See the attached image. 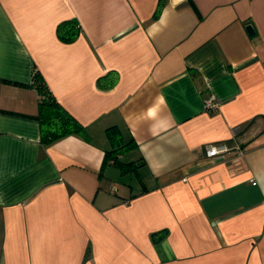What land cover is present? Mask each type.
Segmentation results:
<instances>
[{
	"label": "crops",
	"instance_id": "obj_1",
	"mask_svg": "<svg viewBox=\"0 0 264 264\" xmlns=\"http://www.w3.org/2000/svg\"><path fill=\"white\" fill-rule=\"evenodd\" d=\"M0 264H264V0H0Z\"/></svg>",
	"mask_w": 264,
	"mask_h": 264
},
{
	"label": "trees",
	"instance_id": "obj_2",
	"mask_svg": "<svg viewBox=\"0 0 264 264\" xmlns=\"http://www.w3.org/2000/svg\"><path fill=\"white\" fill-rule=\"evenodd\" d=\"M77 31L78 26L76 22L65 21L58 25L57 35L61 41L71 42L75 38ZM103 78L101 80H104ZM33 80L40 94L36 119L40 125L41 141L45 144H51L71 135L86 140L87 133L85 128L54 99L38 72H35ZM113 84L114 80L110 79L107 85H103V88H110ZM106 135L112 148L105 153L103 165L109 163L110 165L119 167L124 172H128L129 170L125 169V167L133 163L123 164L118 160V156L129 147V143L124 144L120 137V132L114 127L106 129ZM158 235H154V240H157Z\"/></svg>",
	"mask_w": 264,
	"mask_h": 264
},
{
	"label": "built area",
	"instance_id": "obj_3",
	"mask_svg": "<svg viewBox=\"0 0 264 264\" xmlns=\"http://www.w3.org/2000/svg\"><path fill=\"white\" fill-rule=\"evenodd\" d=\"M204 107L207 110H214L218 107V103L215 101L213 97L209 98L204 102ZM239 153L242 155L243 150L240 148H237ZM229 152V149L224 145H207L205 147V154L207 157H213L217 155L226 154ZM112 191V189H110Z\"/></svg>",
	"mask_w": 264,
	"mask_h": 264
},
{
	"label": "rangeland",
	"instance_id": "obj_4",
	"mask_svg": "<svg viewBox=\"0 0 264 264\" xmlns=\"http://www.w3.org/2000/svg\"><path fill=\"white\" fill-rule=\"evenodd\" d=\"M130 176H131V177H130ZM128 178H130V179L132 178L131 181H132V183L134 184L133 181L135 180L136 177H135L134 175H133V176H132V175H129ZM125 179H126V181H128L127 178H125ZM111 185H112L114 188H118L119 190H120V188H122V185H121L120 182H119V183L114 182V183H112Z\"/></svg>",
	"mask_w": 264,
	"mask_h": 264
},
{
	"label": "water",
	"instance_id": "obj_5",
	"mask_svg": "<svg viewBox=\"0 0 264 264\" xmlns=\"http://www.w3.org/2000/svg\"><path fill=\"white\" fill-rule=\"evenodd\" d=\"M174 2H179L180 0H173ZM246 30L249 34V36L253 37L255 35V31L252 25H247Z\"/></svg>",
	"mask_w": 264,
	"mask_h": 264
}]
</instances>
